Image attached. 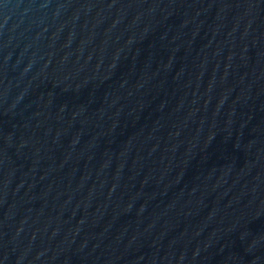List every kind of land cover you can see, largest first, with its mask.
Segmentation results:
<instances>
[{"label": "water", "instance_id": "obj_1", "mask_svg": "<svg viewBox=\"0 0 264 264\" xmlns=\"http://www.w3.org/2000/svg\"><path fill=\"white\" fill-rule=\"evenodd\" d=\"M0 264H264V0H0Z\"/></svg>", "mask_w": 264, "mask_h": 264}]
</instances>
